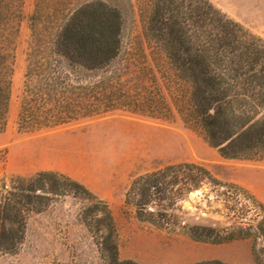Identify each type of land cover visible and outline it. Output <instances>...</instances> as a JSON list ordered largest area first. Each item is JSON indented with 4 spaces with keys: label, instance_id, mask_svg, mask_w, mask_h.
Instances as JSON below:
<instances>
[{
    "label": "trees",
    "instance_id": "16d2710c",
    "mask_svg": "<svg viewBox=\"0 0 264 264\" xmlns=\"http://www.w3.org/2000/svg\"><path fill=\"white\" fill-rule=\"evenodd\" d=\"M126 2L140 11L150 51L139 46L136 64L125 75L114 64L122 51L121 10L104 0H35L19 130L41 131L120 109L164 120L176 112L224 158L264 159V36L211 0ZM23 4L0 0V133L7 124ZM204 180L228 184L200 164H169L136 176L125 192V204L135 207L138 218L158 228L179 226L195 241L264 240L263 219L254 233L240 227L223 233L168 213ZM5 191L0 189V252L18 248L28 214L43 211L51 195L72 194L94 201L82 215L87 226L92 224L89 216L102 213L95 231L104 226L96 243L105 264H142L120 258L109 204L78 180L58 171H39L13 178ZM248 198L264 212L259 199ZM153 203L168 208L150 209ZM252 252L255 264H264L254 246ZM192 264L229 263L211 259Z\"/></svg>",
    "mask_w": 264,
    "mask_h": 264
},
{
    "label": "rangeland",
    "instance_id": "374dc122",
    "mask_svg": "<svg viewBox=\"0 0 264 264\" xmlns=\"http://www.w3.org/2000/svg\"><path fill=\"white\" fill-rule=\"evenodd\" d=\"M104 1L123 14L122 51L114 64L120 74H125L128 67L136 64L139 46L145 52L150 51L143 20L140 11L126 0ZM211 1L253 33L264 36V0ZM34 9L35 0H24L7 124L0 133V189L6 192L11 180L18 176L53 171L48 169L55 167H77L83 171L73 179L83 183L111 208L121 259L142 264H192L211 259L229 264H255L254 246L264 262L261 236L224 243L195 241L179 226L158 228L138 218L135 207L125 204V192L136 176L169 164L197 163L223 183L237 187L204 180L199 189L186 194L175 208L167 209L168 213H176L182 216L180 220L191 224L214 226L223 233L226 228L231 231L239 227L254 233L258 222L264 221V212L248 196L259 199L254 189H260L264 159L224 158L200 130L187 127L176 112L172 119L164 120L120 109L41 131L19 130L18 115ZM111 172L114 179L120 178V191L113 199L87 186L105 187ZM45 202L43 211L28 214L24 239L18 248L9 253L0 252V264H105L96 243L104 226H100L98 233L95 231V222L102 213L89 216L91 226L82 221V215L94 201L61 194L51 195ZM166 208V203H153L150 207L156 211Z\"/></svg>",
    "mask_w": 264,
    "mask_h": 264
},
{
    "label": "crops",
    "instance_id": "0c3cea01",
    "mask_svg": "<svg viewBox=\"0 0 264 264\" xmlns=\"http://www.w3.org/2000/svg\"><path fill=\"white\" fill-rule=\"evenodd\" d=\"M48 170L58 171L64 173L72 178H77L78 173L82 172L83 170L78 169L77 167H55ZM47 171V170H45ZM89 186L95 193L100 194H108L112 196L116 195L120 191V178L114 179V174L111 172L109 174L108 184L105 187L100 186L99 184L96 187ZM254 192L258 195L260 201L264 204V175L261 176V185L260 189L255 190Z\"/></svg>",
    "mask_w": 264,
    "mask_h": 264
}]
</instances>
